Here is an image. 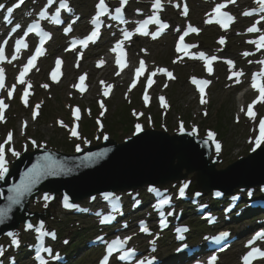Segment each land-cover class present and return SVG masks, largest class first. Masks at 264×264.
I'll list each match as a JSON object with an SVG mask.
<instances>
[{
  "label": "snow or ice",
  "instance_id": "obj_1",
  "mask_svg": "<svg viewBox=\"0 0 264 264\" xmlns=\"http://www.w3.org/2000/svg\"><path fill=\"white\" fill-rule=\"evenodd\" d=\"M25 2V0H18V2L16 3L15 7H20V5H22L23 3ZM121 4H127L128 3V0H120ZM231 3H235V0H230ZM257 4L259 5V10L260 12L264 13V0H256ZM55 3V0H48V4L51 5ZM154 6L157 10H159L161 8V0H155V3H154ZM226 7V4L225 3H220L218 4L215 9H214V12L216 13V15L219 17V19H217L215 22L216 23H219L221 24L224 28H227L228 27V24L230 22L233 21L234 17L231 16L230 14L226 13V12H222L221 9L225 8ZM62 9H68L69 11L71 9L68 8V4L66 2V0H61V3L59 5V7L56 9L55 11V15L51 17L52 21L59 24L61 23L62 21L60 20V15H61V10ZM98 9H99V14L95 17V24H96V28L94 31L91 32V34L89 36H87V38L85 39H82V40H79V41H74L73 42V47H75L77 44L81 45V46H84V47H87V45L89 44V42H94L98 37H99V34H100V16L106 14L109 12V9H108V6L107 4L105 3V0H99V4H98ZM13 8H8L7 12H8V15L11 16L12 12H13ZM116 17H114L115 19H119L120 16L122 15L123 13V9L122 8H117L116 9ZM183 14L186 16L188 14V7L187 5L184 6L183 8ZM251 13H245V15H250ZM40 16L41 18H48V13H47V9H45L44 11H42L40 13ZM262 19H264V17H262ZM208 23H212L213 21L212 20H208L207 21ZM150 23H155L157 25H159V30H163V29H166L168 27V25L166 23H163L161 22L160 18L158 15H152L150 16L148 19L144 20L139 28L136 29L137 32H139L141 35H149L148 31H147V26L148 24ZM16 28H20V25L17 24L16 25ZM71 28L69 27L68 29H66V31H70ZM199 30L191 25L188 26V29L187 31L184 33V35H187L188 33H197ZM249 32H257L259 31V29L255 26L253 27H250L248 29ZM27 32L28 33H31V32H36L38 35H40L42 37L41 41H40V46L38 48H36V51H35V54L31 56V58L28 60L27 62V65H25L23 71L20 72L19 74V83L20 84H24L25 83V75L30 71V69L32 67L35 66V61L37 60V58L43 54L44 52V49H43V44L44 42L47 40V39H50L51 36L49 33L47 32H44L43 29L40 27V24L39 23H33L31 26H29L27 28ZM124 39L117 42V44L115 45V47L112 49V51H115V52H118L119 54V58L117 59V63L121 66V67H125V53H124V50L122 48V45L124 43V40H128L131 38V36L133 35V33L131 32H128V31H125L124 32ZM184 35H182L180 37V43L178 45V48L177 50L178 51H181V50H186L187 48L191 47L190 45H186L184 43ZM153 38L155 39L156 38V34H153ZM221 44H223L225 41L223 38H221V40L219 41ZM6 43V42H5ZM251 43H254V44H257V48H264V36H261L259 38V41H251ZM28 45L24 42L23 39L21 40H17L16 41V51L19 52L21 48H26ZM244 55H249V53H245ZM5 57H4V51H3V48H0V60H3ZM16 57H13V59H15ZM196 58H199L201 60H204L206 61V64H207V70L209 73L212 72V62L215 61L217 59L216 56H212L211 58H209L208 56H206L204 53H200L198 57ZM103 63V62H101ZM227 63L229 65H232L233 62L231 60L227 61ZM260 63H264V61H260ZM60 66H61V61L58 59L56 61V69L55 71L52 73V79L53 80H56L57 79V76L60 74ZM144 70V64L143 62H141L140 64V67L136 70V74L137 76H139L140 74H142ZM160 72L162 73H165L167 74L168 77L170 78H174L172 76V73L171 72H167V70L165 69H159ZM156 73H152V75H155ZM243 75L242 72H234L233 73V76L235 77H239ZM258 77H264V72H261V73H258L257 74ZM80 84H79V87L80 89L83 91L84 89V80H85V77L84 76H81L80 78ZM149 86H151V83L152 81L149 80ZM193 83L199 85V91L201 93V103H206L205 99H204V92H205V88L204 86L207 85L209 83V81L207 80H196V79H193ZM135 85L133 84V87ZM4 87V72H3V69H0V88H3ZM15 86H13L14 88ZM28 87L30 88L31 85H28ZM44 87H48V85H44ZM253 87L254 88H258L259 91H260V99L257 100V101H254L253 102V105L255 103H259L261 102V100H264V87H261L258 83H256L254 81L253 83ZM8 95L11 96L12 95V92L9 91L8 92ZM28 95V92L25 91L24 92V96L27 97ZM105 95H108V91H105ZM148 97L145 96V100L147 101ZM161 101L163 103V98H161ZM25 103L27 104V100L25 99ZM253 105H250L248 107V110H247V114L250 118L254 117L255 116V113L253 111ZM165 107H167V104L165 103L164 104ZM7 107V105L4 103V101L2 99H0V121H3L4 120V115H3V110ZM101 107L103 108V104H101ZM39 108V105H37V109ZM241 111H244V109H241ZM75 115V118L76 120H79L80 119V112L79 110L77 109L74 113ZM35 118V114H34V117ZM62 126H65L66 125H63V122H60ZM136 130H137V133L142 131V127L140 125H137L136 126ZM181 131H183V125L181 124ZM71 135L73 136H78V132L73 129L71 131ZM214 134L213 133H209V136L212 137ZM105 139H107V136H105ZM12 140V134L9 133L8 136H7V141L10 142ZM33 145L36 144L35 141H32ZM262 143H264V120H261L260 121V139H258L256 141V146L259 147ZM216 148H217V151H219L220 149V145L217 144L216 145ZM80 147L79 145H77V151H80ZM13 154L14 155H19L18 153H15L14 150H13ZM45 159H50V157H45ZM8 169L6 167V160H5V148L3 145H0V179H3L4 178V175L7 173ZM34 173V174H33ZM44 174V170L40 168L39 165L36 166V168H34L32 170V172L29 174V178L27 180V182H23L21 183V187L20 188H17L15 191L18 193V195H23L24 192H27L30 190L31 186L33 183H35L36 180H38L40 178L41 175ZM54 174V173H53ZM184 187H187V185H185ZM180 195L183 196L184 195V188H181L180 190ZM217 195H220V193H217ZM11 199V197L9 198ZM44 199L47 201L50 199V197L48 196V194H45L44 195ZM14 202H19L18 200L14 201ZM169 201L168 200H163L162 203H168ZM45 207H47V204L45 205ZM64 207L65 208H73V207H76L75 205H73L72 203L69 202L68 198L65 197L64 199ZM0 215H2V213H0ZM108 219L110 218H105L102 223H106L108 222ZM161 225L164 226L165 225V221L162 219L161 220ZM27 229H32L33 228V225L31 223H28L27 224ZM42 227V226H41ZM142 231L144 232H147L148 229L147 227L145 226H142ZM48 233H44V232H41L40 235L41 237H43L44 235H47ZM8 235H10L12 237V243L15 244L16 246H19V240L16 238V234L15 233H9ZM51 235H53L54 237V233H52ZM229 234L227 232H224L221 234V237L220 238H223V237H227ZM127 239H131V237L127 238ZM256 240H264V232H259L257 233L256 235ZM65 243H67V241H65ZM126 243L125 240H120V239H117L115 240L112 245H110L107 249V252L109 255H111V253L114 251V250H117L119 248H121L124 244ZM255 243V240L253 241H249V246H251L252 244ZM45 251H51L50 249H45ZM134 252L135 250H131V251H126L124 253V255H122L120 257L121 260H125V259H128L131 255H134ZM3 254V249L0 248V255ZM258 258H261V259H264V251H262L261 249L259 248H253L252 251L248 252V254L246 256H244V261H245V264H251V261L252 259H258ZM41 260V264H45V261L43 260V258H40ZM217 260V257L215 255H213L211 257V262L212 264H215V261ZM101 264H109L108 262V257L106 256L102 261H101ZM141 264H143V262H141Z\"/></svg>",
  "mask_w": 264,
  "mask_h": 264
},
{
  "label": "rangeland",
  "instance_id": "obj_2",
  "mask_svg": "<svg viewBox=\"0 0 264 264\" xmlns=\"http://www.w3.org/2000/svg\"><path fill=\"white\" fill-rule=\"evenodd\" d=\"M161 53L167 54L168 50L165 47L160 48ZM161 60H166L165 57H161ZM177 83L172 86L174 88L169 91L170 96L173 98V102L176 104V112H180L185 115L198 108L197 105H191L192 95L190 94L189 88L185 87L183 84ZM238 96V97H237ZM65 95H60L57 99L54 98L50 106L51 110H55V113H65L63 108V102L66 101ZM239 100V95L232 92H227L222 90L220 86H216L212 93V104L210 106V116L208 119H203L204 125H211L219 129L222 138H224L226 143V148L224 150L226 154V159L221 163V166H225L228 162L236 160V157L240 154H247L249 146L246 145V137L250 134L249 127L245 122L240 125H236L233 121V113L236 111L237 103ZM124 103V102H123ZM122 103L121 94H117L115 99L112 101L110 106V111L108 114L107 124H109L110 118L119 124L118 129L109 128V131L115 138H119L121 131H124V136H128L131 133V125L126 126L121 125L119 120L115 117L118 115V107L125 106ZM189 106V108H187ZM127 107V106H126ZM47 108V109H48ZM128 110V109H127ZM193 111L191 113L193 114ZM228 111V112H227ZM191 114V115H192ZM129 112L124 117V122L128 119L131 120ZM176 113L173 114V119L175 120ZM50 119L43 121V119L35 125H31L32 133H38L39 137L49 140L52 144H59L63 141L64 134L62 131L55 129L49 122ZM116 123V124H117ZM127 123V122H126ZM226 123V125H224ZM176 124V123H175ZM222 125V126H220ZM130 126V127H129ZM128 127V128H127ZM174 125L171 130H173ZM170 130V131H171ZM61 145V144H59ZM226 163V164H225ZM220 168V167H219Z\"/></svg>",
  "mask_w": 264,
  "mask_h": 264
},
{
  "label": "bare ground",
  "instance_id": "obj_3",
  "mask_svg": "<svg viewBox=\"0 0 264 264\" xmlns=\"http://www.w3.org/2000/svg\"><path fill=\"white\" fill-rule=\"evenodd\" d=\"M264 144V143H263ZM262 144V145H263ZM261 145V146H262ZM138 146L134 147L135 150V156H138L136 154V150H137ZM141 154V153H140ZM173 156V158L171 159L170 157ZM108 158L109 160L115 162V168L114 170H119L122 167H126V165L124 164V162L121 160V156H117L113 153L108 152ZM181 158H187L186 163L182 164ZM120 159V160H118ZM156 159H159V162H161L165 168H166V172H156L154 174H152V179H159L165 175H168L167 173H172L171 170L175 167L173 164V162L175 161H179L181 163V166L183 167V169H186L188 172L191 171H198L199 173L202 174V176L204 178H206V176L210 173V169L206 167V164H203L204 168L199 166L202 163V160L204 159L203 156L201 155V153H198L196 155L190 154L187 151H183L182 153H175L174 155L171 153H159L158 156L156 157ZM172 162H170L171 160ZM136 164H133L131 161L128 162L129 165H131L135 170H142L144 171L146 176L150 175V172H154V169L149 165V160L145 157V154H141L138 156V159L135 160ZM180 163H178V166L180 165ZM194 164V165H193ZM247 164H251V165H255V164H261L258 161H253V160H249V162H247ZM180 170L182 168H179ZM180 178V177H179ZM230 179V178H228ZM226 179V180H228ZM209 181L213 182V178H209ZM226 180H224L226 182ZM245 181L248 182H255L256 180L250 177H245ZM235 182V181H233ZM227 183V182H226Z\"/></svg>",
  "mask_w": 264,
  "mask_h": 264
},
{
  "label": "water",
  "instance_id": "obj_4",
  "mask_svg": "<svg viewBox=\"0 0 264 264\" xmlns=\"http://www.w3.org/2000/svg\"><path fill=\"white\" fill-rule=\"evenodd\" d=\"M131 169V168H130ZM100 172V176L104 179H109V177L117 175L118 173H121L122 171H110V170H103V171H98ZM133 173L130 172V175H132ZM75 177V176H73ZM67 180H62L59 182L57 188L61 189V188H71L73 187L74 184V178L70 179L69 177H66ZM128 180V179H127ZM76 181V178H75ZM261 181V180H260ZM251 183V182H250ZM234 185L225 187V186H221L222 189H228V188H232Z\"/></svg>",
  "mask_w": 264,
  "mask_h": 264
}]
</instances>
